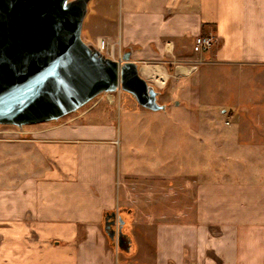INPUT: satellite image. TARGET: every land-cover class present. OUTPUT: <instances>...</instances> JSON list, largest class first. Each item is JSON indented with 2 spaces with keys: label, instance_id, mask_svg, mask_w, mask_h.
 Masks as SVG:
<instances>
[{
  "label": "crops",
  "instance_id": "obj_1",
  "mask_svg": "<svg viewBox=\"0 0 264 264\" xmlns=\"http://www.w3.org/2000/svg\"><path fill=\"white\" fill-rule=\"evenodd\" d=\"M95 12L89 39L117 46V61L131 52L159 100L181 97L206 126L200 179L179 190L169 171L168 186L146 188L161 174L143 169L131 189L117 127L95 107L16 129L0 139V264H264V0H123L118 23ZM210 33L215 46L194 52ZM121 209L133 216L132 260L103 230Z\"/></svg>",
  "mask_w": 264,
  "mask_h": 264
},
{
  "label": "water",
  "instance_id": "obj_2",
  "mask_svg": "<svg viewBox=\"0 0 264 264\" xmlns=\"http://www.w3.org/2000/svg\"><path fill=\"white\" fill-rule=\"evenodd\" d=\"M91 1L0 0V126L23 130L57 122L119 90L145 109L166 111L131 52L117 61L85 43ZM115 219L117 213L106 217L111 240L117 236ZM123 226L120 220V247Z\"/></svg>",
  "mask_w": 264,
  "mask_h": 264
},
{
  "label": "rangeland",
  "instance_id": "obj_3",
  "mask_svg": "<svg viewBox=\"0 0 264 264\" xmlns=\"http://www.w3.org/2000/svg\"><path fill=\"white\" fill-rule=\"evenodd\" d=\"M96 8L103 13L112 10L113 13L110 15L118 23L122 15L123 0H92L89 4V14L85 23H90L91 17L96 13ZM88 26L84 24L83 40L87 44L96 46L98 40H103L105 37H99L96 41L92 37L89 39L86 32H84V29L87 31ZM105 40L111 44L108 39ZM117 54L118 47L116 46ZM162 96L159 103L167 106L166 111L162 112H153L143 108L130 94L119 90L116 93L98 97L78 112L70 114L63 119L65 121L69 120L70 117L81 115L95 107L96 109L91 116L101 112L104 121L115 124L119 140L122 142L118 159L119 180L124 179L126 183L127 171H135V176H130L128 180V184H130L128 186L131 189H137L141 181L139 180L140 178L136 177V174L145 169L149 174H161L160 179L159 176H156L150 177L147 181L142 180L143 183L145 182L146 188H153V186L165 188L169 184V180H166L169 179V176L166 173L177 171L179 190L191 183L195 190L196 181L200 179L199 173L203 166L202 156L209 151L208 147L210 146L205 140L207 128L201 124L197 126L196 120L187 115L184 109L185 101L181 97H171L168 93ZM107 98H112V102ZM176 103L179 106L176 107ZM178 107L182 109L179 110L177 109ZM188 121H193L194 124H188L191 123ZM53 123H58V121ZM16 129L18 128L13 126H0V139H12L13 131ZM16 131L22 135L25 134L24 129ZM192 171L193 176L191 175ZM174 178L172 176V179ZM123 210L128 209L117 210L115 213L120 216ZM105 224L106 220L104 221L103 230L107 234ZM118 227L119 225L117 224L115 240H111L108 234L106 235L107 246L114 248L119 255H124L129 260L135 259V254L125 251L128 249L127 245L120 247ZM129 231L131 248L137 249V240L132 235L134 231L133 222Z\"/></svg>",
  "mask_w": 264,
  "mask_h": 264
},
{
  "label": "built area",
  "instance_id": "obj_4",
  "mask_svg": "<svg viewBox=\"0 0 264 264\" xmlns=\"http://www.w3.org/2000/svg\"><path fill=\"white\" fill-rule=\"evenodd\" d=\"M217 37L210 33L208 35H201L196 38L194 44V52L196 53H205L210 51L216 44ZM97 49L103 53L107 58L116 59V51L114 45L110 44L107 40L101 39L98 40L96 44ZM110 102V98H107Z\"/></svg>",
  "mask_w": 264,
  "mask_h": 264
},
{
  "label": "trees",
  "instance_id": "obj_5",
  "mask_svg": "<svg viewBox=\"0 0 264 264\" xmlns=\"http://www.w3.org/2000/svg\"><path fill=\"white\" fill-rule=\"evenodd\" d=\"M108 215V214H107ZM121 217L122 220L124 221V226H123V240L124 244L128 246V248H131V242H130V228L132 226L133 218L132 214L129 210H123L121 212Z\"/></svg>",
  "mask_w": 264,
  "mask_h": 264
},
{
  "label": "flooded vegetation",
  "instance_id": "obj_6",
  "mask_svg": "<svg viewBox=\"0 0 264 264\" xmlns=\"http://www.w3.org/2000/svg\"><path fill=\"white\" fill-rule=\"evenodd\" d=\"M120 220H122L121 215H120V216H117V219H115V223H116V224L113 226V228L116 229V228H117V224H118V225H119V227H118V231H120V229H119V228H120ZM110 222H112V219L109 220V223H110ZM124 245H125V244H123V246H124Z\"/></svg>",
  "mask_w": 264,
  "mask_h": 264
}]
</instances>
